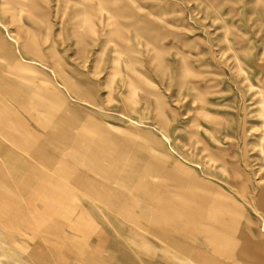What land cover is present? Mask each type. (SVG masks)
Segmentation results:
<instances>
[{
    "label": "rangeland",
    "instance_id": "obj_1",
    "mask_svg": "<svg viewBox=\"0 0 264 264\" xmlns=\"http://www.w3.org/2000/svg\"><path fill=\"white\" fill-rule=\"evenodd\" d=\"M32 1L51 6L49 38L69 87L22 50L26 34L40 37L48 22L22 0H0V37L58 84L74 112L66 134L53 135L37 126L42 116L0 92L31 135L60 139L54 148L43 144L60 163L38 162L31 144L16 149L23 162L11 161L5 151L25 137L17 129L0 141V264H262L255 255L264 253V0H108L105 17L124 35L113 33L101 49L88 42L84 51L71 23L82 17L73 15L83 9L72 3L79 0ZM90 149L97 160L85 157ZM33 165L44 199L16 179ZM117 167L126 173L112 178ZM97 184L112 191L99 194ZM204 200L246 212L235 222L243 256L228 259L202 231L187 237L190 224H166L174 211L155 207L187 215L201 204L206 217Z\"/></svg>",
    "mask_w": 264,
    "mask_h": 264
},
{
    "label": "bare ground",
    "instance_id": "obj_2",
    "mask_svg": "<svg viewBox=\"0 0 264 264\" xmlns=\"http://www.w3.org/2000/svg\"><path fill=\"white\" fill-rule=\"evenodd\" d=\"M79 1L80 2H72V3L82 4L83 9L80 11H76V8H74L73 15L74 16L79 15L82 17L78 23H74V22L71 23H72V28L74 29L75 32L76 41L74 43L76 46L81 47V49H83L82 51L85 50V47L88 44V42L95 44L97 47H99V49H101L107 44L109 37L113 33L121 32L123 34L122 31H118V29H116V26L113 25V23L110 22L105 17V14L111 13L112 11L111 6H109L108 0H98V2H90V0H79ZM18 3L22 4V8L24 9L28 8L32 10L34 13H38L41 19L47 18L48 21V22H42L43 28H40V32L42 33L40 37L34 36L33 34L32 35L26 34V38L21 44L22 50L23 49L25 50V53L32 62L36 61L48 66L53 70V73L55 75L56 73H58L61 77L60 82L62 83V85L68 88L69 78L66 76V73L61 67L63 62L59 56V52L56 49V42L51 41L49 38L50 34L53 33L52 32L53 21L50 20V16L46 11L47 6H49L48 5L49 2H35L32 0H22V2H18ZM50 7L51 6H49V8ZM38 14H36V16H38ZM96 20H99L101 21L100 23H102V32L99 37L97 36L95 30ZM139 22L140 20L136 19V21L133 23L134 26H136V24ZM137 28L138 27H135V29ZM81 29H84L85 32L81 31ZM0 51H1L0 92H4V95L8 96L13 101L15 106L20 108V110H24L26 113H29V115L32 114V115L42 116L44 119L41 122L38 121L39 123L37 122V126L45 130V132L47 133L50 132V134L52 133L53 135L57 134L58 136H63L64 134H66L69 126L72 123V120H70L68 114L74 111L72 109L71 104L68 103V101L62 97L60 93V89L59 87H57L58 84L48 79L47 75H45L42 71L38 70L36 66H33L34 65L33 63L26 62L22 58V56H19L18 53H16L15 49L8 47L4 43L1 37H0ZM48 57H50L52 61L50 63V66L47 65L46 63ZM3 60H5L6 63H3ZM23 91H25L24 94H22ZM5 101L6 100L4 96L0 94V114H8L7 119L5 118L0 119V132H1L0 141L5 138V133H7L8 130L17 129L25 133L24 135L25 139L19 137L15 138V140L12 141L14 147L12 149H7L5 151V154L13 157V160L11 161L23 162L24 159L17 153L16 149H23L22 147L25 148L29 144H31V146L35 150L37 149V151H39L42 154L43 158L38 162L43 160V161H51L52 163L54 162L60 163V161L57 158H55L53 155H51V153H49L43 145L46 143L50 146V148H54L59 143L60 139H55L54 136L51 137L50 139V138H42L38 135H31V133L29 132V125L21 121L20 116L17 113L18 112L17 109L8 106L7 104H5ZM83 101L91 104L94 107L98 106L96 103L92 101H88V100H83ZM110 133L108 134L110 135V137L108 138L109 141L116 142L115 135ZM111 147H112V151L114 152V145H112ZM90 151H91L90 155L85 157H92L95 158V160H97V156H98L97 151L94 152V150L92 149H90ZM32 159H35V157L32 156ZM26 160L29 161L28 159ZM106 161L108 162L109 160ZM111 163H113L112 160L109 161V164ZM124 163L125 162H123L122 164ZM17 173L18 174L16 176V179H18V182L23 188H26V190L30 192L36 191L38 194L37 195L38 198H43V199L45 198L46 194L41 193V191L44 192V190L39 191V188L37 187V185L43 181L42 178H44L42 177V174L40 173L38 166L35 168V166L33 165L31 168L26 170V172L19 171ZM124 173L126 172L124 171L123 168L117 167V169L114 168L112 170V174L114 175H110V176L112 178H115L116 176L118 177ZM74 174L77 177V179H79V181L82 182V184L85 183L84 185H86V183H88L86 181L87 179H85L84 176L77 173ZM192 183L195 184L196 182L193 180ZM3 188L5 189L6 187ZM97 188L99 189V192ZM97 188H96V192H98L99 194H103V193L106 194L107 191L111 192L113 187L109 185L106 186L102 185L100 187V185L97 184ZM257 192L259 191L257 190ZM259 193L261 195V191ZM204 202H205L204 209L208 210V216L206 217L203 216V214L205 213L201 210L202 209L201 204H199L196 207H192L191 212L187 215H185L183 212L176 211V209L172 210L170 205H166V204L158 205V206L156 205L155 207L157 211L158 212L161 211V213L174 211L173 216L166 219L167 220V222H165L166 224H173L177 228L184 227L190 224L191 227H188V229L189 228L190 229H189V233H187L188 235L186 234L187 237L196 239L197 236L195 237L193 232L195 231L197 234L198 230L199 232L202 231V235L199 234L201 237H203L209 243H212V245H214L216 249L220 250V252L225 257H228V259L229 257L231 258L234 257L233 259H235L236 258L235 255H237L236 252L240 251V249L238 250L237 248L238 238L236 236L237 228L235 222L237 221V217H239V215L244 216L246 212L244 213L243 210H241L236 206H228L227 204L224 205L217 203L215 201L204 200ZM260 204L264 210L263 195L260 196ZM118 206L121 207L122 205L118 204ZM192 219H195V221L194 220L191 221ZM252 224H254L253 221ZM244 241L246 242V240ZM241 246L242 245L240 244V248ZM243 251L244 253H246V255L249 254L248 253L249 251H247L246 249ZM258 253H259L258 255L254 254L255 257L257 256L259 258L258 259L259 262L261 261V263L264 264L263 251L259 250ZM200 257L201 256H199V258ZM207 261L211 264H224L210 260L209 258L207 259ZM234 261L235 263L238 264L240 262L238 259Z\"/></svg>",
    "mask_w": 264,
    "mask_h": 264
}]
</instances>
